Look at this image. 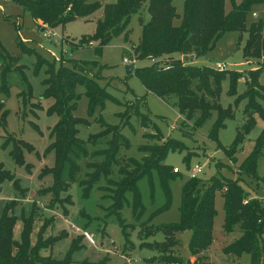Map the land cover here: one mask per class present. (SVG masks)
Masks as SVG:
<instances>
[{
  "label": "trees",
  "instance_id": "1",
  "mask_svg": "<svg viewBox=\"0 0 264 264\" xmlns=\"http://www.w3.org/2000/svg\"><path fill=\"white\" fill-rule=\"evenodd\" d=\"M20 5L34 20H40L49 27L64 26L77 18L87 17L97 11L102 4L95 0H11ZM175 0H117L115 3L103 5L102 16L96 21L95 31L92 35H83L80 44L88 45L90 41H98L96 50L107 45L114 37L123 34L128 40V24L133 14L145 8L148 18L139 16L141 34L137 44L131 50L139 60L149 57H163L167 64L160 66L157 62L148 66L136 67L133 73L138 77L144 89L159 98L174 97V105L178 113L186 120H193V126L199 127L213 110L217 118L211 132L212 138H217V133L225 126V121L233 117L231 105L223 107L219 103L221 83L228 76V95L235 96V104L245 100L243 114L246 118L240 129L237 130L236 139L230 148L225 149L228 157L237 152L240 144L254 127L255 114H261L260 99L264 100V87L258 82L262 70L248 71V80L245 89L237 94V84L241 72L235 70H219L210 65H195L192 60L211 51L217 41L228 32H247V38L242 47V56L247 61L257 59L264 55V20L252 22L247 25V16L252 7L264 3V0H230V8L225 7V0H184L183 13L180 24L174 25L173 21L178 16L174 7ZM19 45L29 54H34L38 66L47 63L46 77L42 80L44 87L42 96L53 98L52 104L47 109L48 114H56L58 121L51 128V142L47 151L54 152V164L45 166L38 174L42 179L47 174L52 176V184L48 187L38 188L37 195L49 193L51 198L48 208H54L56 203L61 206L72 205V199L66 194L61 199V194L68 191L69 187L77 182L82 188V197L88 198L93 187L104 180L105 185L98 186L107 192L111 204L107 214H116L126 201L125 194L132 193V211L136 220L144 214V205L138 190L137 183L143 177L151 180L155 172L165 196L163 206L154 211L140 223L138 237L142 242L140 247H146L158 252L157 256L148 258V262L157 264H209L205 252L214 242L213 226L216 216L215 191L220 190L223 197L224 222L223 231L230 233L237 226L241 235L226 244L222 252L233 260L241 255L249 256L250 264L264 263V200L253 198L247 194L240 184L241 177L235 179L211 178L208 184L202 183L198 177H190L182 186L181 203L179 207V221L154 226L152 218L170 206V183L179 172H174L173 167L164 163L169 152L182 151L185 144L181 140L167 138L160 143L147 144L139 148L144 153L141 159L119 157L121 148H129V144L118 126L103 125L97 134L90 135L87 140L78 137V125L88 124L87 119L74 115L80 94L76 92L77 86L84 87V94L88 97V113L92 115L96 109H102L104 100L108 98L107 92L95 80L97 75L92 72L96 67L95 62L79 63L68 59L59 62L45 61L34 49L27 48L22 41ZM4 62L13 60L9 54L0 53ZM186 57V60L184 58ZM70 64V65H69ZM9 66V64H8ZM20 68V67H17ZM259 86L263 93H259ZM3 83L1 90H6ZM28 91H31L28 85ZM7 110L3 109L0 102V128L5 130ZM146 119V117H145ZM144 119V120H145ZM261 135L255 142L252 151L240 163L238 173L249 178H256V162L261 154ZM104 141L106 147L89 151V145H96ZM162 140V137H160ZM10 145L9 156L15 164L25 166L30 170V165L25 163L23 150L32 149L31 145L22 139L6 132L5 140L1 147ZM101 158V159H98ZM86 160L85 167L90 171L85 172L84 178H79L82 166L79 163ZM183 161L189 165V159ZM117 166L118 179L112 177L113 168ZM11 181L12 186L19 192L21 199L14 198L3 203L0 202V264H74L71 252L82 246V235L71 239L67 255L62 259L52 256V248L59 239L68 236L65 230L53 234L50 229L53 225L54 215L38 221L36 201L32 200L31 210L25 213L22 205V214H14L15 208L27 197L29 188H22L19 179L4 168L0 163V183ZM247 200V202H244ZM68 214L67 209H63ZM85 216V213H83ZM88 215V214H87ZM85 226L90 221L87 220ZM122 234L126 242L128 234L121 219H119ZM19 225V234L15 236V227ZM191 232L188 241V250L191 257L182 258L176 255L173 248L178 244L175 234L180 231ZM157 231H163L165 240L162 242H146ZM105 234V231H102ZM101 232V233H102ZM127 246V245H126ZM76 264H106L105 260L89 262L87 260Z\"/></svg>",
  "mask_w": 264,
  "mask_h": 264
},
{
  "label": "rangeland",
  "instance_id": "2",
  "mask_svg": "<svg viewBox=\"0 0 264 264\" xmlns=\"http://www.w3.org/2000/svg\"><path fill=\"white\" fill-rule=\"evenodd\" d=\"M97 1H100L102 7L93 14L77 18L64 26L51 28L46 24L38 26L35 20L15 2L0 0V53L9 54L13 57L11 63H8L9 61L4 62L0 56V102L3 103V109L7 110L5 130L0 128V163L19 179L22 188H29L27 198L22 202L20 201V205L15 208L14 214L17 216L22 214V205L25 213H29L31 202L34 200L36 201L38 221L54 215L50 232L55 235L65 230L68 233V236L55 242L52 248L54 258H64L70 248L71 239L82 235V246L71 252L70 255L74 264L84 260L89 262L105 260L106 264H157L150 263L147 259L157 256L158 252L140 247L142 240L138 237L140 223L146 220L151 213L160 209L165 202V196L155 172H152L151 180L143 177L137 183L145 209L140 220H136L133 216L132 193L129 191L125 194L126 201L119 217L116 214H107V208L112 201L106 191L98 188V186L105 185L104 180L93 187L88 198L82 197V188L77 182L73 183L67 192L62 193L61 199L66 194H69L72 199V205H64V208L68 210L67 215L64 214V208L59 203H56L54 208H48L47 204L51 198L49 193L36 194L38 188L48 187L52 184L51 174H47L42 179L38 178V174L43 167H51L54 164V152L52 150L47 151V146L52 140L50 131L58 121V116L47 113L53 98L42 96L44 90L42 80L46 77L47 63L38 66L36 56L26 52L24 47L19 45L20 41L27 48L34 49L45 61H55L56 66L62 61L61 58L64 59L63 62L66 60V63L70 59L79 63L95 62L97 64L92 72L97 75L95 80L107 92L108 98L104 100L102 109L98 108L92 115H89L88 97L84 94V87H76V92L80 94V98L74 115L89 121L88 124L78 125L77 135L80 139L87 140L90 135L100 132L104 128L102 124L120 127L121 133L129 144V148L120 149L121 161L129 157L141 159L144 153L139 148L143 145L160 143L167 138L184 142V150L169 152L164 160V163L176 168L179 173L170 183V206L152 218L151 224L154 226L179 221L181 189L190 178L189 167L194 165L201 166L196 177L202 183L208 184L210 179L214 177L235 179L240 176V184L247 194L253 198L264 200V137L261 154L256 162V178L252 179L238 173L240 163L250 154L254 142L261 135H264V115L259 113L253 115L255 122L253 129L245 135L237 152L231 154L235 156L234 160L228 157L229 152L226 153L225 149L230 148L234 143L237 130L246 120L243 114L246 101L241 100L235 104V96H230L227 93L228 76L221 83L219 103L223 107L231 105L234 115L225 121V126L218 131L217 138H212L211 132L217 118L215 110L199 127H194L193 120H186L183 115L178 113L174 105V97L159 98L147 92L140 79L133 72L130 75L125 74L122 59L130 55L132 46L137 44L139 40L141 26L138 19L141 15L144 19L148 18L145 8L131 16L128 24L129 37L127 41L123 34H120L103 46L100 51L96 50L98 41H90L94 43L92 46L80 44L81 36L94 33L96 21L103 13V5L115 3L117 0ZM235 1L239 2L240 0ZM183 3L184 0L174 1L178 15L173 21L174 25L180 24ZM225 7L227 10L230 8V0H225ZM260 20H264V3L252 7L246 22L249 25ZM42 26L44 31L41 32ZM48 30H51L54 37L52 34L50 37L47 36ZM246 38L247 32H243L241 38L237 32H228L217 41L211 51L191 62L195 65L213 67L217 64H223L225 69L243 73L238 80L237 94L242 93L245 89L248 71L260 69L262 71L259 74L258 83L264 87V55L246 61L242 56V47ZM149 59H138L134 68L152 64ZM156 59L160 66L167 64L163 57ZM3 83L6 84L4 92L1 90ZM28 85L31 87L30 92ZM255 89L259 93H263L259 86H256ZM259 103L262 107V114H264V100L260 99ZM6 132L31 145L32 149L25 148L23 150L24 161L30 165V170L14 163L9 156L10 145L5 148L1 147ZM105 147L106 144L101 140L96 145H89L88 149L93 151ZM184 157L189 159L188 166L183 161ZM85 162L86 160L79 162L82 166L79 178H84L85 172L90 171L85 167ZM112 177L114 179L119 178L117 166L113 168ZM14 198L21 199L19 192L12 186V182L8 180L1 182L0 202L3 203ZM215 210L214 242L208 252L209 264H250L247 254L233 260L222 252V248L237 239L241 235V231L237 226L230 233L223 231L224 208L220 190L215 191ZM119 219L126 224L125 229L129 242L124 239ZM87 220L90 223L85 226L88 223ZM19 228V225H16V237L19 234ZM102 231H105V234ZM86 232L95 236L94 244L85 237ZM190 234L189 230L175 234L178 244L173 250H175L176 255L182 258L190 256L188 250ZM164 240L163 231H157L144 241L162 242ZM262 240L264 244V236ZM124 249L129 254L130 261L121 255V250Z\"/></svg>",
  "mask_w": 264,
  "mask_h": 264
},
{
  "label": "built area",
  "instance_id": "3",
  "mask_svg": "<svg viewBox=\"0 0 264 264\" xmlns=\"http://www.w3.org/2000/svg\"><path fill=\"white\" fill-rule=\"evenodd\" d=\"M254 16H256V14H253ZM52 34L51 30L47 31V36L50 37V35ZM52 36L54 37V35L52 34ZM94 43L93 42H89L88 46H92ZM149 61L150 63H156L157 59L155 57H149ZM138 61V59L136 58L135 53L133 52V50H130V55L128 57H123L122 62L124 65H128V64H133L135 66L136 62ZM215 68L219 69V70H223L225 69V65L223 64H217L215 66ZM201 169L200 165H194L189 167V175L190 177H196L198 171ZM174 172H178V170L176 168L173 169ZM74 229H76V227H73ZM86 238H88V240L94 244L95 242V236L88 234L87 232L84 234Z\"/></svg>",
  "mask_w": 264,
  "mask_h": 264
},
{
  "label": "crops",
  "instance_id": "4",
  "mask_svg": "<svg viewBox=\"0 0 264 264\" xmlns=\"http://www.w3.org/2000/svg\"><path fill=\"white\" fill-rule=\"evenodd\" d=\"M99 2H100V1H99ZM35 22H36V24H37L38 26H40V25L43 24L40 20H38V21L35 20ZM42 28H44V27L42 26ZM209 250H210V247H209V249L205 252V254L208 256V258H209V263H210V257H209V254H208ZM121 253H122V254H121L122 256H124L125 258H128V260L130 261V256H129V254L126 253L125 249H124V250H121ZM189 258H190V260H194V257L189 256ZM239 258H240V257H239ZM239 258H238V259H239ZM150 263H152V262H150Z\"/></svg>",
  "mask_w": 264,
  "mask_h": 264
},
{
  "label": "water",
  "instance_id": "5",
  "mask_svg": "<svg viewBox=\"0 0 264 264\" xmlns=\"http://www.w3.org/2000/svg\"><path fill=\"white\" fill-rule=\"evenodd\" d=\"M42 31H44V28L41 29V32ZM184 60H186V57L184 58ZM133 69H134V65L133 64L124 65V70H125V74L126 75L132 74Z\"/></svg>",
  "mask_w": 264,
  "mask_h": 264
}]
</instances>
